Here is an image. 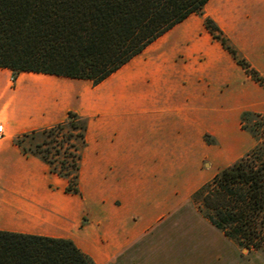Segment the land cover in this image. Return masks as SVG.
Wrapping results in <instances>:
<instances>
[{"label": "crops", "instance_id": "obj_1", "mask_svg": "<svg viewBox=\"0 0 264 264\" xmlns=\"http://www.w3.org/2000/svg\"><path fill=\"white\" fill-rule=\"evenodd\" d=\"M206 17L264 79V0H208L96 85L0 67V230L69 238L97 264H228L233 240L184 202L248 142L236 119L264 111V87ZM70 110L87 121L79 194L14 143Z\"/></svg>", "mask_w": 264, "mask_h": 264}, {"label": "trees", "instance_id": "obj_2", "mask_svg": "<svg viewBox=\"0 0 264 264\" xmlns=\"http://www.w3.org/2000/svg\"><path fill=\"white\" fill-rule=\"evenodd\" d=\"M208 0H0V67L86 79L96 85ZM204 24L236 62L264 87L222 31ZM250 124L247 125V120ZM242 129L256 144L221 168L191 199L216 228L240 247H264V111H243ZM87 121L74 111L53 125L17 135L14 143L36 155L79 194ZM207 137V136H206ZM29 139L33 143L24 145ZM33 145V146H31ZM0 264H97L73 240L0 230Z\"/></svg>", "mask_w": 264, "mask_h": 264}, {"label": "rangeland", "instance_id": "obj_3", "mask_svg": "<svg viewBox=\"0 0 264 264\" xmlns=\"http://www.w3.org/2000/svg\"><path fill=\"white\" fill-rule=\"evenodd\" d=\"M244 111H251V110H244ZM241 113L239 114V116L236 119V125H237L238 132H239L240 135L246 134L247 137L249 136L248 137V142H244V144L240 146V148L238 150V153L230 161H224L223 163H221L220 165H218V167L214 166L216 172L219 171L221 168L226 167V166L232 164L233 162H235L236 160H238L240 157H242L246 152H248L256 144V140L250 135V133L248 131L242 129V127H241V123H240V115H241ZM249 124H250V119L247 120V125H249ZM206 136H205V139L208 142H214L215 144L217 143L215 137L212 134L207 133ZM239 139H240L239 141H240V144H241V142H242L241 137H239ZM30 143H33V142L30 141L29 139H26L23 144L24 145H28ZM31 146H33V145H31ZM210 166H211V164H207L206 167H210ZM214 167H212V168H214ZM212 176L213 175H211L208 180H210L212 178ZM207 181H205V182H207ZM204 183H202L200 185V187ZM184 205L190 208L191 216H193V214H195L199 218V220L206 219L208 221V219L199 210V203L198 202L192 201V199H191V201L187 199V200H185ZM219 230L220 229H218V231ZM219 232H221V230ZM233 242L235 244H237L235 241H233ZM235 244L233 245L232 248H230V246L227 247L228 248L227 252H228V256H229V262H228V264H264V247L263 248H260V249H251V250H248L246 248L240 247L237 244L238 249H236V245Z\"/></svg>", "mask_w": 264, "mask_h": 264}, {"label": "built area", "instance_id": "obj_4", "mask_svg": "<svg viewBox=\"0 0 264 264\" xmlns=\"http://www.w3.org/2000/svg\"><path fill=\"white\" fill-rule=\"evenodd\" d=\"M3 135V124H0V137Z\"/></svg>", "mask_w": 264, "mask_h": 264}]
</instances>
